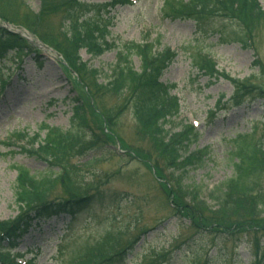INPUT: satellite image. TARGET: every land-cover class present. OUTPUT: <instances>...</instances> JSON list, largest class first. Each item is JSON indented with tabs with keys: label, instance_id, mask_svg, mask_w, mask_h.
<instances>
[{
	"label": "rangeland",
	"instance_id": "1",
	"mask_svg": "<svg viewBox=\"0 0 264 264\" xmlns=\"http://www.w3.org/2000/svg\"><path fill=\"white\" fill-rule=\"evenodd\" d=\"M164 1L139 0L133 7H117L111 13L106 8L102 18L98 9H93L88 17L107 21L109 41L119 48L131 42L142 44L149 34V42L160 38L157 52L169 47L177 49L178 57L162 82L177 85L172 95L180 96L181 110L170 119L166 129L178 133L188 122L199 123L197 142L189 151L209 149V153L201 167L185 175V185L200 187L202 196L214 206L209 198L211 193L233 176L234 164L238 162L230 155L234 151L233 141L245 137L247 152L253 151L254 144L262 143L264 147V98L245 99L244 105L236 108L229 102L234 85L222 77L204 75L197 65H204L205 61L200 60L211 57L220 73L264 88V21L256 24L251 33L248 30L253 49L245 45L247 32L237 21L217 14L198 26L178 14L170 19L165 15ZM259 1L264 7V0ZM175 4L181 6L180 1ZM74 5L71 0H0V17L8 22L10 30L28 38L33 50L16 56L11 53L12 57L0 64V80L10 81L4 93L0 90V220L12 221L20 211L15 202L14 166H22L39 177L50 172L38 156L22 152L12 137L23 131L32 136L44 126L75 133L80 145L70 154L69 164L86 166L79 169L82 173L73 179L75 182L68 187L56 186L50 196L68 200L100 187L108 197V204L92 206L73 222L64 218L56 225L54 221L48 223L42 234L25 237L15 254L29 253L27 258H32L33 264H68L73 254L87 243L101 240L105 250L114 253L140 239L125 264H139L144 255L157 253H168L172 264H199L207 256L215 257L213 264H255L249 247L256 241L264 245V220L259 229L218 241L213 235L198 234L186 217H176L171 206L173 200L185 206L190 204L179 196L168 199L165 189L170 187V169L138 124L132 103L127 101L129 94H98L91 84L93 79L90 81L85 70L63 54L67 49L64 41L67 18L71 17L69 11ZM2 26L4 22L0 19ZM36 50L45 55L40 69L33 61ZM79 57L88 69L101 72L100 83H104L105 74H110L116 63L117 50L96 58L82 50ZM130 61L139 71L140 58L132 55ZM75 70L78 73L74 76ZM81 95L93 111L85 130L74 127L72 118L73 99ZM222 97L223 108L217 111ZM103 116H112L114 121L106 125ZM45 134L46 130H42L41 139ZM81 139L86 143L81 144ZM82 147L88 149L79 155L78 148ZM93 158L102 160L92 165ZM162 175L164 180L158 179ZM255 175L259 176V187L264 191V168ZM205 216L217 223L216 218ZM110 232L116 237L104 240ZM181 244H184L181 252H174V247ZM260 261L264 264V258Z\"/></svg>",
	"mask_w": 264,
	"mask_h": 264
},
{
	"label": "trees",
	"instance_id": "2",
	"mask_svg": "<svg viewBox=\"0 0 264 264\" xmlns=\"http://www.w3.org/2000/svg\"><path fill=\"white\" fill-rule=\"evenodd\" d=\"M75 5L69 11L68 23L70 28L65 32V43L67 49L63 51L68 60L73 61L79 68L85 70L87 78L91 81L94 89L100 93L113 94L115 96L129 93L127 101L132 103L134 115L143 133L150 137L153 144L156 145L157 152L164 158L167 167L171 173V187H167L166 192L169 200L179 196L182 200L188 201L190 205L176 202L173 200L171 206L177 216L186 217L191 221V228L198 234L213 235L214 238L223 240L227 236L235 233H248L249 231L259 229L264 219V191L259 187L258 170L264 168V149L260 144L253 151L244 152L239 150L235 155L240 158V162L234 164L233 176L226 180L220 187L211 193L210 201L215 203L210 206L207 200L202 196L200 187L185 185V175L194 169H198L203 164L201 151L189 153V144L196 132L188 125H185L178 133H171L166 129L170 119L178 114V103L170 96V87L161 82V78L166 69L173 63L175 55L169 49L163 52H157L156 44L146 42L143 44H132L119 52L118 64L111 70V75L106 76L108 83L106 85L98 84L101 78V72L95 69H88L82 64L79 52L86 49L92 57H99L110 50L106 42L107 33L100 22L92 20L85 12L90 11L87 4L71 0ZM174 1V0H173ZM182 4L178 12H183L185 17L192 19L197 24H202L214 16L216 13L228 19H235L241 22L250 31L256 25L264 21V12L255 0H187ZM183 3V2H182ZM80 10L82 13H80ZM85 13V14H84ZM84 14V15H83ZM83 15V16H82ZM81 16V17H80ZM250 27V28H249ZM0 60L8 58L11 52L22 53L29 49L28 43L20 36L8 33L6 30L0 32ZM148 40V39H147ZM132 55L138 56L141 60V68L135 70L131 64ZM40 62V58H36ZM204 74L213 77L218 74L213 65L200 69ZM237 96L254 95L264 98V92L261 88L250 87L239 84ZM84 96L74 99L73 117L74 127L78 130L88 129L92 117L90 105L84 102ZM87 101V99H85ZM131 100V101H130ZM88 103V101H87ZM91 109V110H90ZM104 123H112V116H103ZM47 138L43 145L40 144L37 150L32 149L30 154H41L45 160H53L60 171L55 173L53 170L39 177L32 175L28 169L16 166L17 184H16V202L22 209V214L14 222L0 224V248H15L17 242L22 239L29 231L49 220L53 216L59 217L61 214H74L89 208L93 203L104 204V193L95 191L90 197L81 198L72 196V199L49 201L50 193L58 185L70 186L73 179L82 171H79L74 165L69 164L70 154L80 145V138L73 132H64L59 129H48ZM23 138L26 136L23 135ZM38 138H34L28 143L31 148L37 143ZM86 142L81 139V144ZM88 147L78 148V154H84ZM254 153V154H253ZM99 158L91 159L93 165ZM89 166V165H88ZM164 180L163 175L159 176ZM164 187V186H162ZM176 194V195H175ZM78 198V199H74ZM205 214L216 218L217 223L208 219ZM207 247V246H206ZM264 245L256 241L250 252L257 260L264 258ZM107 254V253H105ZM128 255V250L117 251L116 254L104 256L100 259H92L93 262L86 264H120ZM3 256V255H2ZM0 257V263L4 259ZM109 257V258H108ZM164 255L152 259L147 264H166L168 261ZM90 260V261H92ZM211 260V259H210ZM205 262L204 264H213Z\"/></svg>",
	"mask_w": 264,
	"mask_h": 264
},
{
	"label": "bare ground",
	"instance_id": "3",
	"mask_svg": "<svg viewBox=\"0 0 264 264\" xmlns=\"http://www.w3.org/2000/svg\"><path fill=\"white\" fill-rule=\"evenodd\" d=\"M263 90V89H262Z\"/></svg>",
	"mask_w": 264,
	"mask_h": 264
}]
</instances>
